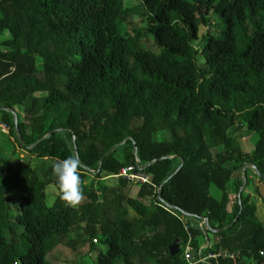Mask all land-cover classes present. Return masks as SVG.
I'll return each instance as SVG.
<instances>
[{
    "label": "trees",
    "instance_id": "trees-1",
    "mask_svg": "<svg viewBox=\"0 0 264 264\" xmlns=\"http://www.w3.org/2000/svg\"><path fill=\"white\" fill-rule=\"evenodd\" d=\"M124 1L0 0V264H187L183 246L206 242L233 254L219 264H264L242 169L264 183V0ZM67 156L76 207L51 172ZM130 164L151 176L134 196L111 176Z\"/></svg>",
    "mask_w": 264,
    "mask_h": 264
},
{
    "label": "rangeland",
    "instance_id": "rangeland-1",
    "mask_svg": "<svg viewBox=\"0 0 264 264\" xmlns=\"http://www.w3.org/2000/svg\"><path fill=\"white\" fill-rule=\"evenodd\" d=\"M137 2H138V0H125L124 6L129 7L133 4H136ZM127 21L128 22L126 23V25H127L126 28L130 32H132L133 31L132 29H134V28L137 29V27L142 28L145 26V23L140 22L141 20H139V17H137V16H134L131 19H128ZM137 23L139 26H137ZM126 28H122V30H124ZM206 31H207V28L201 27L199 29L197 38L195 40H193V42H192V44L195 47H197L199 50L201 49L202 42H203L202 37L204 36ZM5 38H8L7 32H4L2 35H0V40H3ZM202 61H203V59L200 57L199 62L202 63ZM34 95L35 96H41V95H43V93L36 92ZM17 108H18V111L20 112L21 108L20 107H17ZM7 131H8L7 128L3 129L0 127V144H3L6 142V136H5V134H2V133H7ZM161 137H162V133H160L158 135V138H161ZM255 140H256V136L253 134H250L244 138H241L239 141H240L242 150L245 152H250L254 147ZM1 150L2 149L0 147V154H2ZM23 155H24V153L18 148L17 149L18 158L21 159L23 157ZM246 174L248 176L249 181H248L247 186L244 187V192L250 196V201L254 204V216L258 220H263L264 219V183L258 179V177L255 175L254 170H252L251 167L248 168V171H246ZM241 176H243V173L241 174ZM112 180L113 179H106L105 181L106 182H110V181L112 182ZM92 181H95V180L91 176H88L84 179V183L87 185H89ZM137 189H138L137 185H133V187L131 186V191H130L129 196H134ZM53 191H54V188L52 186H48L47 192L49 193V201L50 202H52V200H53V195H52L54 193ZM210 193L217 199L220 197V191L217 188H215L214 186L210 187ZM210 239H212V240H210L212 243L215 241L216 237L211 236ZM206 244H208V242H206ZM100 249L104 250L105 246L100 244L98 246V250H100ZM97 253L98 252L94 253V259L96 258ZM86 263H88V260H86ZM60 264H64V263L61 262Z\"/></svg>",
    "mask_w": 264,
    "mask_h": 264
},
{
    "label": "built area",
    "instance_id": "built-area-1",
    "mask_svg": "<svg viewBox=\"0 0 264 264\" xmlns=\"http://www.w3.org/2000/svg\"><path fill=\"white\" fill-rule=\"evenodd\" d=\"M0 127L1 128H7L8 130V126L5 125L4 123H0ZM114 178L117 177H123L125 179H127L128 182H130L131 184L134 185H141V184H145V183H151V176L146 174L145 172L137 169V166L135 164H130L127 166H124L122 168L119 169V171L116 174L111 175ZM158 190V189H157ZM167 209V206H164ZM176 216L183 222L185 223L187 221L188 218H192V217H188L186 214L184 213H180V214H176ZM206 224V220L201 219L199 225L202 227ZM187 226H185L186 228ZM207 245L208 244H202L197 253L196 251L192 248V246L187 243L186 245L183 246V256L187 262V264H200L201 262H204L208 259H213L215 261L216 264L218 263V259L219 258H226V257H233L232 253H228L225 251H209L207 249ZM194 254V259H192V253Z\"/></svg>",
    "mask_w": 264,
    "mask_h": 264
},
{
    "label": "clouds",
    "instance_id": "clouds-1",
    "mask_svg": "<svg viewBox=\"0 0 264 264\" xmlns=\"http://www.w3.org/2000/svg\"><path fill=\"white\" fill-rule=\"evenodd\" d=\"M79 168L80 162L74 156L57 158L51 164V172L60 192L59 198L68 207L78 206L84 198Z\"/></svg>",
    "mask_w": 264,
    "mask_h": 264
},
{
    "label": "water",
    "instance_id": "water-1",
    "mask_svg": "<svg viewBox=\"0 0 264 264\" xmlns=\"http://www.w3.org/2000/svg\"><path fill=\"white\" fill-rule=\"evenodd\" d=\"M15 120H16V118H15V116H14V121H15ZM123 142H124V141H123ZM123 142H122V143H123ZM109 151H110V150H108V151L103 155V157H104L105 155H107V154L109 153ZM103 157L100 159V162L102 161ZM249 167L255 169V166H254L253 164H244L242 169H246V168H249ZM178 169H179V167L175 170V172H177ZM175 172H174V173H175ZM244 184H245V181L243 182V184H242V186H241V189H242V187L244 186ZM239 203H240V200H239ZM234 220H235V219H234ZM227 228H228V226H227ZM168 250H169L170 255H175V254H177L178 251H179V241H178L177 239H175V240L169 245ZM194 254H195V253L193 252V253H192V259H194Z\"/></svg>",
    "mask_w": 264,
    "mask_h": 264
}]
</instances>
